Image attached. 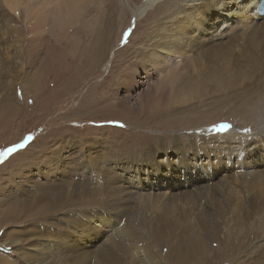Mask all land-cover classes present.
Here are the masks:
<instances>
[{"label": "rangeland", "instance_id": "obj_1", "mask_svg": "<svg viewBox=\"0 0 264 264\" xmlns=\"http://www.w3.org/2000/svg\"><path fill=\"white\" fill-rule=\"evenodd\" d=\"M2 1L0 152L22 147L0 161V259L7 264H100V256L105 260L101 264H256L264 234L247 241L235 234L228 238L225 225L240 218L250 226V209L259 213L244 201L253 192L239 189L230 178L243 166H227L223 153L203 146L211 140V126L220 121L243 123L245 137H253L249 121L240 123L244 111L238 110V99L232 101L228 90L216 92L210 83L207 105L195 100L179 105L169 89L176 73L163 84L158 79L142 83L130 92V101L114 84L120 67L137 61L136 53L148 46L176 0H157L138 18L136 8L144 0H80V16L68 18L37 15L45 13V7L34 6L38 0L31 1V8L20 4L14 12ZM48 5L47 13L52 11ZM24 9L31 14L27 18ZM29 19L39 37L30 34ZM35 22L42 24L37 28ZM71 35L81 45L94 46L88 53L92 61L82 59L79 74L69 70L63 78L62 65L73 63L66 47ZM189 134L202 136L198 148H206V160L193 155L199 140L184 139ZM189 143L193 145L187 147ZM260 147H255L260 151L255 170L264 167V158L258 160L264 153ZM195 163H203L200 172L208 165L213 172L222 171L215 176L203 172L205 178L209 175L201 180L204 187L179 184L177 190L150 183L167 175L182 179L180 171L193 172ZM226 199L230 203L225 201L223 210ZM42 205L45 209L39 211ZM117 229L121 231L114 233ZM225 238L220 247L217 242ZM12 240L19 243L12 245Z\"/></svg>", "mask_w": 264, "mask_h": 264}, {"label": "bare ground", "instance_id": "obj_2", "mask_svg": "<svg viewBox=\"0 0 264 264\" xmlns=\"http://www.w3.org/2000/svg\"><path fill=\"white\" fill-rule=\"evenodd\" d=\"M31 1L32 0H3L2 2L6 4L8 11L11 10L14 12L17 11L20 4L26 6V8L28 6L31 8ZM156 1L157 0H144L140 8H136V18L140 17L145 9ZM252 1L253 0H176L174 2V10L161 18L160 24L155 28L157 32L153 35L151 41L148 43L147 40L145 43H142L141 46H143V48L144 44L148 43V46L144 49L142 48V51L136 53L138 55L137 61L132 60L127 62L125 68L120 67L114 81L116 86L123 88L125 93L124 101H130V92L137 90V87L141 86L142 83L145 84L151 79H158L160 83L163 84L170 81L175 73L176 80L173 81L174 85L170 86L169 89L172 95H174L175 102L179 105L187 104L194 100L201 106L207 105L204 100L209 92L208 86L210 83L212 85L211 88L215 87L216 92L224 93L228 90L231 91L230 99L232 101H235V98L238 99V102H240V104L237 103L239 106L238 110L244 111L240 123L249 121L250 130H253V137H245L247 134H243L246 132L243 129V123H230V127L227 130L218 131L217 128L219 124L226 122L220 121L218 125L211 126L213 128V131H210L211 140L206 142L203 146L208 148L215 147L221 152H217L220 156L223 153L224 161L227 162V166L230 163L232 167H236L237 165L243 166L242 172H236L230 178H233L234 182L236 181L238 183L239 189L246 191L249 189L253 192L252 198L249 197L246 199L245 196V200H243L249 206H255L259 213L256 214L250 209V226L243 220H240V218L237 219L238 221H236V224L233 223L229 225L225 223L226 229L231 232V234L228 233V238L235 234L236 237H242L243 241L250 239L251 235L255 234L256 236L264 234V167L257 166L259 168L255 170L256 166H254V158L257 153L260 152L257 149H260V146L264 148V18H259V21H257L258 18H256L257 22H254L256 16L251 14L249 10ZM78 2H80V0H38L35 2L34 6L38 7L40 5L45 7V13H39L42 12L40 10L37 13L35 10L37 15L43 14L44 16L57 13L62 17L65 16L68 18L70 15L75 14L80 16V13H78L79 8L77 7ZM87 2L88 4H91L90 0ZM50 3H52V11L47 13L46 7H49L48 4ZM240 3L242 4V7L239 6ZM25 9L23 13H25ZM25 14L26 18L31 15L30 13L28 15L27 12ZM37 18L39 19L38 16L36 19ZM244 21L248 23L244 25ZM35 23L37 24V28L42 24ZM81 25L82 23L79 21V26ZM29 27L31 28L30 34L36 35L37 33L35 30L37 29L35 28L34 21L31 24L30 19ZM40 29H38V31ZM85 32L87 33V31ZM39 35H41V31ZM35 37L39 36L36 35ZM41 42L43 41L41 40ZM30 47L32 48V46ZM66 47L69 48L67 50V57L72 58L73 63L75 62V64L73 65V63H71L65 66L62 65L63 67L61 71L65 73L63 78H68L66 75L69 70L75 71L79 74L80 68L82 69L83 67L82 59L92 61L88 53L93 51L94 46L90 47L81 45L78 39L73 38L71 35L66 39ZM49 51H45V56L46 53L50 54ZM102 55L103 52L96 55L95 62L97 64H99ZM64 56L65 55H63L62 58ZM68 61H70V59H67V63H69ZM60 62L61 60L58 63L60 64ZM221 65H225V67L218 69ZM238 65L239 67H237ZM115 67L116 65L113 64L112 71H114ZM141 71H143V76H141ZM227 72L228 74L224 76ZM57 73H59L58 70ZM58 75L54 74L52 77L59 79ZM141 77H143L142 80L140 79ZM182 79L183 81L180 83ZM171 98H173V96H171ZM197 104L194 106L196 110L199 109ZM174 138L180 137L174 136ZM200 138H202V136H194L190 134L184 137V139L187 140H199V142H197L198 144H196L197 148L192 151V153L202 162V160H206L205 157H202V153H205L206 148L204 147L202 150L201 148H198V146H201ZM191 145L193 144L189 143L186 146L188 147ZM256 146L257 149H255ZM230 148H233L232 152L228 151ZM181 149L182 147H178L177 150ZM263 158L264 153L263 157L262 153H260L258 160H263ZM249 159H251V161H249ZM220 161L223 162L222 157H220ZM196 165H198V167H196L191 173H184L181 170L180 172L183 173L182 179H178L180 175L178 177L177 175H167L159 177L161 179L159 182L153 178L150 183H156L155 187L157 188H159L158 184L161 182L165 183L163 188H172L173 183L182 184L183 186H186L185 188H189L195 183V186L199 187L205 184V182H201V180H208L209 178V175L205 178L203 172H210L215 176L216 173L222 171L221 169H218L213 172L214 168L208 165L205 171L200 172L199 168L203 166V163L201 166L195 163L194 166ZM121 180L125 182L124 178ZM184 181L187 183H184ZM220 183L221 185H224L225 181L221 180ZM71 193H73V191ZM125 194L127 196V194L129 195L130 193L125 191ZM72 196L73 195H71V197ZM40 197L43 200L46 199L44 190L41 192ZM225 201L227 202V205L230 203L229 199L224 200L221 205L223 210H225L223 206ZM46 205L47 207L50 206L49 204ZM46 205L38 206L39 211L45 209ZM32 206L33 204H29V208ZM260 215L261 218H259ZM256 216L258 217L256 218ZM244 219H246V217ZM257 219L260 220V223L256 221ZM208 224L210 225V222ZM233 225L235 226V229H233ZM237 228H239V230H237ZM118 229L117 231H114V233L121 231ZM99 230H101V233H104L102 228H99ZM208 232H210V229ZM227 241L225 238L219 240L217 243L220 247H223ZM9 243L15 245V243L18 244L19 242L17 240H12L9 241ZM257 250L256 256L259 260L256 264H262L264 260V246L260 249L257 248ZM107 253H109L108 255L110 257L111 251H107ZM251 253L252 252H250V254ZM98 257L100 258V264L105 261L100 256ZM7 261L8 260H6V262ZM0 264L7 263H4L2 259H0ZM8 264L11 263L8 262Z\"/></svg>", "mask_w": 264, "mask_h": 264}, {"label": "snow or ice", "instance_id": "obj_3", "mask_svg": "<svg viewBox=\"0 0 264 264\" xmlns=\"http://www.w3.org/2000/svg\"><path fill=\"white\" fill-rule=\"evenodd\" d=\"M230 127V125L227 124H221L218 126V131H225ZM22 145H16L14 148L9 147L5 149L3 152H0V161H2L5 157H7L9 154L13 153L17 148H21Z\"/></svg>", "mask_w": 264, "mask_h": 264}, {"label": "clouds", "instance_id": "obj_4", "mask_svg": "<svg viewBox=\"0 0 264 264\" xmlns=\"http://www.w3.org/2000/svg\"><path fill=\"white\" fill-rule=\"evenodd\" d=\"M20 144H21V143H20ZM20 144H19V145H20ZM175 185L178 186V187L180 188V185H178V183H177V184L175 183ZM177 190H179V189H177Z\"/></svg>", "mask_w": 264, "mask_h": 264}, {"label": "water", "instance_id": "obj_5", "mask_svg": "<svg viewBox=\"0 0 264 264\" xmlns=\"http://www.w3.org/2000/svg\"><path fill=\"white\" fill-rule=\"evenodd\" d=\"M20 145H22V143Z\"/></svg>", "mask_w": 264, "mask_h": 264}]
</instances>
